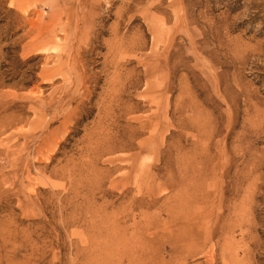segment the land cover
<instances>
[{
	"label": "rangeland",
	"instance_id": "1",
	"mask_svg": "<svg viewBox=\"0 0 264 264\" xmlns=\"http://www.w3.org/2000/svg\"><path fill=\"white\" fill-rule=\"evenodd\" d=\"M0 264H264V0H0Z\"/></svg>",
	"mask_w": 264,
	"mask_h": 264
}]
</instances>
